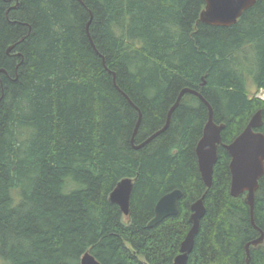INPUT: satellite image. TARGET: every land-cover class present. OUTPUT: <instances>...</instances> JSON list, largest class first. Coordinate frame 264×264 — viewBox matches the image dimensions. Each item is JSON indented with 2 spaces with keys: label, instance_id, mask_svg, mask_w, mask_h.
Instances as JSON below:
<instances>
[{
  "label": "trees",
  "instance_id": "1",
  "mask_svg": "<svg viewBox=\"0 0 264 264\" xmlns=\"http://www.w3.org/2000/svg\"><path fill=\"white\" fill-rule=\"evenodd\" d=\"M205 7L0 0V264H81L87 251L102 264H175L202 196L187 264H248L264 233V175L253 217L247 193L231 194L223 145L205 184L197 146L209 106L185 93L136 148L186 87L210 103L224 143L258 110L264 132V0L230 26L201 21ZM124 178L134 179L129 215L110 200ZM176 188L179 213L149 226ZM250 264H264V242Z\"/></svg>",
  "mask_w": 264,
  "mask_h": 264
},
{
  "label": "water",
  "instance_id": "2",
  "mask_svg": "<svg viewBox=\"0 0 264 264\" xmlns=\"http://www.w3.org/2000/svg\"><path fill=\"white\" fill-rule=\"evenodd\" d=\"M206 7L201 13V21L218 26H230L235 24L245 10L256 4L257 0H205ZM15 45L8 49L10 52ZM204 81L203 83H205ZM187 92L199 96L209 106V120L205 125L203 136L197 146L199 168L205 184L211 187L213 184L214 167L218 160L219 145H223L231 155L230 169L232 174L231 194L239 196L247 193L246 201L253 210L255 205L256 191L259 188L260 178L264 175V132L259 130L263 125L262 111L258 110L249 121L246 128L231 142L224 143L222 138L223 124L214 121L213 108L206 98L198 90L184 88L176 103L168 113V120L163 129L152 135L143 143L136 145L139 148L148 143L154 136L162 132L169 124L171 115L180 104L183 95ZM141 117V115H140ZM140 122V120H139ZM137 124L134 136L137 133ZM134 189V179L124 178L118 182L110 193V200L119 205L125 215L130 213L131 196ZM184 195L181 188H176L164 194L155 207V217L149 226L156 225L169 216L179 213V203ZM190 220L192 227L182 242L181 253L176 257L175 264H187L189 253L194 246L196 234L200 228L201 219L206 213L204 196L197 199L191 206ZM264 242V233L247 245L248 259L250 264V246H258ZM81 264H102L91 252L87 251Z\"/></svg>",
  "mask_w": 264,
  "mask_h": 264
},
{
  "label": "rangeland",
  "instance_id": "3",
  "mask_svg": "<svg viewBox=\"0 0 264 264\" xmlns=\"http://www.w3.org/2000/svg\"><path fill=\"white\" fill-rule=\"evenodd\" d=\"M251 86V88L253 89V90H255V86L254 85H250ZM257 95H259V96H261L262 98H264V91H260ZM125 221H127V219L125 218Z\"/></svg>",
  "mask_w": 264,
  "mask_h": 264
}]
</instances>
